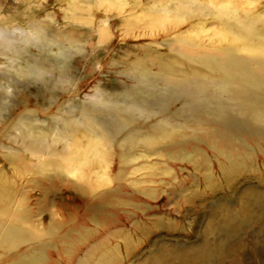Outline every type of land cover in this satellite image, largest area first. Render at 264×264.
I'll return each instance as SVG.
<instances>
[{
    "label": "bare ground",
    "instance_id": "obj_1",
    "mask_svg": "<svg viewBox=\"0 0 264 264\" xmlns=\"http://www.w3.org/2000/svg\"><path fill=\"white\" fill-rule=\"evenodd\" d=\"M166 1L158 9L161 15L149 14L150 28L175 29L181 24L179 19L210 16L219 21L218 35L222 45L197 50L189 39L175 33L168 45H178L173 49L175 55L167 60L143 53L127 59H118L115 55L107 57L106 64L118 68L116 71L110 69L111 72L125 74L139 84L128 92L124 90L123 95L117 90L109 92L98 82L94 85L96 91L85 94L79 102L68 99L60 103L55 88L64 94L76 95L79 90L77 85L81 82L73 83L75 76H64L72 60H75L71 53L77 54L78 61L87 64L90 59L86 49L80 45L81 39L62 31L53 34L31 19L22 21L19 27H13V24L9 27L11 31L0 34V69L12 70L27 81L42 85L40 79L47 73L38 66L34 70L27 64L17 65L19 52L11 50L16 48V44L35 46L44 41L55 45L61 57L59 63L51 61L47 65L50 70L59 73L60 82L54 86L46 83L41 88L34 86L33 97L18 98L8 109L12 110V114L15 105L23 109L11 119L8 130L0 134V161L4 164L0 167V264H47L51 258L46 256L45 247L58 256L69 244L57 242L62 235V227H53L45 232L42 229L37 231L38 228L35 229L32 224L28 195L33 179H26L25 176L34 173L45 175L47 166L52 167L54 176L66 174L68 178L75 176L72 167L86 166L87 172L81 173L78 178L83 183L72 182L68 189L82 201L75 204L76 207L97 214L104 209L102 201L107 196L134 190L147 195L152 190L148 187L130 189L121 183L110 190L100 189V184L89 185L103 176H99L101 173L95 172V169L92 172L93 166L111 164L113 155L120 163L116 177L135 185L147 180L143 178L145 176L127 177L128 171L132 170L133 174L139 169L162 170L157 165L167 163L164 157L183 158L190 165L211 170L212 163L202 146L230 163L236 162L241 153H246L250 160L264 158L263 150L259 153L253 151L254 141L264 140V18L258 17L254 11H240L236 0ZM171 1H174L173 5ZM116 2L124 4L125 0ZM225 2L229 5L224 6ZM107 5L109 9L114 7V3ZM18 20L15 17L14 21ZM107 21L108 17L100 19L102 24ZM243 31H248V35L238 34ZM229 43L239 44L241 48L245 43H255L261 55L257 58L237 55L234 47L228 46ZM96 58L100 55L91 57V60ZM66 82H70L71 86L64 87ZM158 82L163 86L161 89L151 88ZM5 90L11 97L16 94V90L9 87ZM128 96L130 98L127 99ZM175 102H180V105L173 109L171 105ZM29 103L41 113L50 112V118L55 120L54 125L49 126L51 129L45 128V119L31 115L33 110L25 106ZM3 109L0 106V130L12 115L3 117ZM231 117H237V121L228 120ZM11 129L18 133H12ZM4 137L17 145H5ZM189 148H194L195 155L187 153ZM22 154L40 160L32 163L25 161ZM143 157L153 158L145 166L144 162H132ZM240 166L241 163L236 165L237 168ZM62 169L66 170L65 173ZM232 224V227L237 225L236 222ZM73 230L77 229L74 227ZM205 244L208 246L204 242V247ZM195 246L171 256L172 246L162 244L157 253L144 263L195 264L207 261V254L212 255L209 248L201 246L200 249L198 245L200 248L196 249Z\"/></svg>",
    "mask_w": 264,
    "mask_h": 264
},
{
    "label": "rangeland",
    "instance_id": "obj_2",
    "mask_svg": "<svg viewBox=\"0 0 264 264\" xmlns=\"http://www.w3.org/2000/svg\"><path fill=\"white\" fill-rule=\"evenodd\" d=\"M116 1L0 0V34L11 31L9 27L13 24V27H19L22 21L31 19L53 34L62 31L81 39L80 45L86 49L90 59L88 64L78 61L77 54L70 52L75 60H72L64 76H75L73 83L81 82L77 85L79 90L76 95L64 94L62 90L55 88L54 92L58 95L60 103L68 99L79 102L84 99L85 94L96 91L94 85L98 82L109 92L117 90L122 95L124 90L128 92L133 87H138L139 84L134 78L110 71L113 68L118 70L106 64V58L112 55L118 59H127L143 53L167 60L175 55L173 49L178 45H168V42L174 39L175 33L189 39L197 50L204 51L222 45L218 35L219 21L210 16L195 17L192 18L193 21L179 19L181 24L175 29H152L148 26V17L153 14L161 15L162 12L158 9L167 3L166 0H125L124 4ZM236 1L240 11H254L258 17L264 18V0ZM109 3H114V7L109 9ZM170 4L173 5L174 1ZM223 4L229 5L228 2ZM15 17L19 20L14 21ZM106 17L108 21L100 23V19ZM238 34L246 36L248 31ZM230 45L240 56L257 58L261 55L255 43H245L243 48L239 47V44L229 43L228 46ZM15 47L11 50L15 52L16 49V52H19L17 65L27 64L34 70L38 66L47 76L40 79L43 83L40 85L20 78L12 70L0 69V106L4 107L1 111L3 117L12 114L8 107L14 105L18 98L33 97L34 86L41 88L44 83L54 86L60 82L59 73L47 66L51 61L60 62L61 57L57 54L55 45L43 41L35 46L16 44ZM95 55H100V58L91 60ZM29 58L31 60L26 61ZM63 86L69 87L71 83L66 82ZM6 87L16 90V94L11 97L6 93ZM162 87L161 82H158L151 88ZM179 105L180 102H175L171 108L175 109ZM25 106L33 110V113H30L32 116L46 120L45 128L54 125L55 120L50 118V112L41 113L32 103ZM22 109L21 106L15 105L9 121L2 125L1 135L8 130L9 122ZM228 120L234 122L237 117ZM11 132L18 133L13 129ZM3 142L5 145H17L7 137L3 138ZM254 143L255 153L264 151V140L256 139ZM201 149L212 163L211 170L197 168L198 166L190 165L183 158L164 157L167 163L157 165V168L161 167L162 170L139 169L133 174L132 170L128 171L127 177L130 178L145 176L143 178L147 181L140 182L139 185L116 177L120 163L115 155L109 165L95 164L92 172L95 169V172L101 173L99 176H103L91 181L89 185L100 184L99 187L103 190L115 188L120 183L130 189H152L147 195L134 190L107 196L102 201L104 211L101 210L97 214L76 207L75 204L78 205L82 201L68 189L73 183H83L82 179L78 178L81 173L87 172L86 166L76 165L70 168L77 176H71V180L66 174L54 176L51 166L45 167V175L34 173L25 176L26 179H33L28 202L32 208L34 228L47 232L50 228L62 227V235L57 242L69 243L58 256L54 255L53 250L45 247L46 256L51 258L47 264H147L144 262L150 260L162 244L172 246L170 252L173 256L179 251L185 252L189 246L196 245V249L204 247V242L208 246L205 244L203 249L207 247L213 256L216 255L213 257L207 254L210 264H264V158L250 160L246 153H241L236 162L230 163L208 147L202 146ZM187 153L195 155L196 152L194 148H189ZM23 158L31 163L40 160L30 159L27 154H24ZM152 158L143 157L132 162H144L145 166ZM239 163L241 166L237 168ZM2 165L4 164L0 161V167ZM62 170L65 173L66 170ZM86 183L84 181V184L88 185ZM239 206L244 208L241 210ZM234 220L236 228L232 227ZM74 227L77 230H73ZM64 230L66 232L63 233ZM206 251L209 252L208 249ZM207 261H195V264H209Z\"/></svg>",
    "mask_w": 264,
    "mask_h": 264
}]
</instances>
